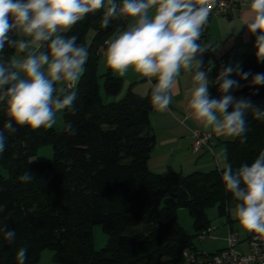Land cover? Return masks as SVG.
I'll list each match as a JSON object with an SVG mask.
<instances>
[{"label":"trees","instance_id":"trees-1","mask_svg":"<svg viewBox=\"0 0 264 264\" xmlns=\"http://www.w3.org/2000/svg\"><path fill=\"white\" fill-rule=\"evenodd\" d=\"M104 11L87 14L63 33L77 36L88 58L70 90L76 98L63 111L62 130L24 126L9 133L4 129L9 117L0 103V130L7 137L0 154V167L7 172L0 173V228L16 233L10 243L0 232V264H18L20 247L28 250L25 264H36L44 249L53 251L56 264H180L182 251L196 248L176 221L177 209L188 210L197 236L210 227L208 207L216 205L223 215L234 200L225 190L222 169L164 175L149 170L155 144L149 96L128 91L118 97L120 78L97 73L99 48L106 49L104 41L128 23L114 18L104 27ZM89 31L93 35L87 44ZM13 51L6 46L4 55L10 58ZM259 56L245 57L241 69L251 75L241 79L239 74V86L232 90L264 110V84H252L256 74H264ZM245 119L246 141L234 137L225 143L234 170L264 151V119L254 118L251 109ZM42 144L51 145L52 158L31 160ZM25 172L33 175L28 183L18 179ZM94 224L107 235L98 250L92 247Z\"/></svg>","mask_w":264,"mask_h":264},{"label":"clouds","instance_id":"clouds-1","mask_svg":"<svg viewBox=\"0 0 264 264\" xmlns=\"http://www.w3.org/2000/svg\"><path fill=\"white\" fill-rule=\"evenodd\" d=\"M102 8L104 27L114 18L128 21L124 30L104 41L106 65L121 77L131 69L142 77L155 78L151 104L156 110L169 108L183 71L194 73L188 115L217 136L241 137L243 143L248 131L245 113L251 109L254 118L264 119L260 107L230 94L239 86L231 75L242 73L241 79H247L251 73L243 72L239 65H228L210 82L208 72L201 70L199 57L213 48L199 42L210 12L206 0H0V103L9 117L5 130L15 133L24 126L50 129L57 114L73 106L76 93L58 95L56 85H75L80 80L88 50L77 44V36L63 33ZM249 8L245 23L251 33H259L257 47L264 59V0H250ZM6 46L24 55L7 58ZM210 83L218 85L220 98L210 96ZM252 84H264V74H256ZM6 141L0 130V154ZM213 154L222 169L225 190L236 201L234 219L245 230L264 234V151L250 165L235 170L226 149ZM18 179L28 183L33 175L25 172ZM3 208L0 205V211ZM0 232L10 243L16 238L14 230L0 228ZM27 251L19 248L18 264H25Z\"/></svg>","mask_w":264,"mask_h":264},{"label":"crops","instance_id":"crops-1","mask_svg":"<svg viewBox=\"0 0 264 264\" xmlns=\"http://www.w3.org/2000/svg\"><path fill=\"white\" fill-rule=\"evenodd\" d=\"M249 5L250 0H241L231 15L214 16L207 21L205 32L199 42L202 45L210 44L213 48L204 52L199 59L202 60L201 70L208 72L210 82L215 80L222 68L228 65H239L241 68L246 56L261 55L257 47L259 33H251L245 23L250 15ZM105 50L99 54L97 73L103 74L109 71L112 75L120 78L121 88L118 97L132 91L141 96H149L151 103V89L156 83L155 78L142 77L131 69L125 76H119L106 65ZM22 55L24 54L22 53ZM220 59L224 61L221 66L216 63ZM193 75L194 73L182 71L177 85L173 89L172 102L167 110H156L151 104L150 122L155 135V144L150 151L147 166L153 173L160 175L168 172L188 174L193 171L207 172L221 169L213 153L224 149L225 143L234 139L233 137L217 136L211 129L204 127L199 121L188 115L187 104ZM238 77L239 74L233 73L230 78L237 80ZM209 93L212 98H220L216 84L210 83ZM230 94L241 98L234 94L233 90ZM189 129H199L212 134L215 141L212 153L205 150L198 152L190 150L192 139Z\"/></svg>","mask_w":264,"mask_h":264},{"label":"rangeland","instance_id":"rangeland-1","mask_svg":"<svg viewBox=\"0 0 264 264\" xmlns=\"http://www.w3.org/2000/svg\"><path fill=\"white\" fill-rule=\"evenodd\" d=\"M93 32L89 31L86 37L87 44L90 42L92 38ZM18 56H22V53H18L16 49H14L10 58H17ZM98 74H100L98 72ZM101 83V80H100ZM67 83H58L57 94H69V91L66 89ZM64 127L63 123V111L57 114V122L52 127L56 130H62ZM52 158V147L50 144H42L37 147L34 155L30 158L34 161H45ZM0 173L2 175H7L5 169L0 167ZM234 207L235 201L231 200L227 204V212L223 215H220L217 211V206L213 205L206 209L207 220L210 225V232L204 238H198L196 236V232L193 226V220L187 209L179 208L176 212V221L183 228L185 233L190 237L193 245L197 250L211 253L217 249L224 248L226 246L225 237L227 234V230L230 229L236 231L239 234L240 244L237 246L241 252H246V243L244 240L246 239V230L242 228L239 222L234 219ZM92 232V247L94 250H98L104 247L107 243V235L102 231L101 226L99 224H94L91 226ZM53 251L50 249H44L39 256L38 264H56L53 261Z\"/></svg>","mask_w":264,"mask_h":264},{"label":"built area","instance_id":"built-area-1","mask_svg":"<svg viewBox=\"0 0 264 264\" xmlns=\"http://www.w3.org/2000/svg\"><path fill=\"white\" fill-rule=\"evenodd\" d=\"M210 5L208 20L214 16H229L241 0H206ZM207 20V21H208ZM206 24L202 30V35ZM202 37V36H201ZM102 51V47L99 48ZM223 59L218 60V65H223ZM73 85L67 84L66 89L70 92ZM191 136L190 150L198 152L205 150L212 153L215 143L212 134L199 129H189ZM210 232V227L201 230L198 238H204ZM226 246L220 250L205 253L197 249H184L181 255L180 264H264V234L249 232L246 230V252L237 248L240 244L239 234L236 231L227 230L225 237Z\"/></svg>","mask_w":264,"mask_h":264}]
</instances>
